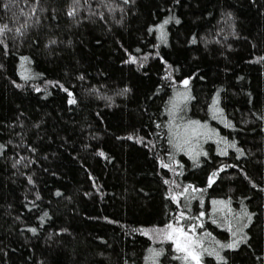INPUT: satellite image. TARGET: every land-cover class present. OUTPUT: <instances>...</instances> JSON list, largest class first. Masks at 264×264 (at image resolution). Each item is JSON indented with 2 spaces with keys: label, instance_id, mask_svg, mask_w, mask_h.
<instances>
[{
  "label": "trees",
  "instance_id": "1",
  "mask_svg": "<svg viewBox=\"0 0 264 264\" xmlns=\"http://www.w3.org/2000/svg\"><path fill=\"white\" fill-rule=\"evenodd\" d=\"M73 6L0 0V264H184L154 231L181 212L202 264H264V0Z\"/></svg>",
  "mask_w": 264,
  "mask_h": 264
},
{
  "label": "snow or ice",
  "instance_id": "2",
  "mask_svg": "<svg viewBox=\"0 0 264 264\" xmlns=\"http://www.w3.org/2000/svg\"><path fill=\"white\" fill-rule=\"evenodd\" d=\"M85 2H87V0H85ZM80 4V0H73V8L68 12L69 16H74L76 14V8L77 6H79ZM168 20L164 21V24H167ZM177 23H179V21H177ZM161 28V36L163 38V25L160 26ZM6 31H11V29L8 28L7 24L4 25H0V37L4 36ZM17 32H20V28L16 29ZM0 43H3V40H0ZM193 43H195V39H193ZM27 59V58H25ZM132 62H135V58H132ZM23 79L27 80L29 79V77L27 75H25L23 77ZM189 84L188 80H184L183 81V85L185 87V89H187ZM62 87V86H61ZM39 91V89H37ZM65 91H67V89H65ZM69 95L71 96V93H69ZM189 95L187 92L181 94L178 93L177 94V99L175 102H173L172 104V112L173 114L180 110V104L183 102H186L189 99ZM75 99H70L69 103H75ZM216 101L213 102V108H214V112L215 111H219L218 109L215 108L216 105ZM207 125H202L200 124L199 121H189L183 129V133L181 132H173L172 135V141H175L174 143V147H176L177 149H182L184 147V145L186 144H191L192 140L194 138H198L200 135L205 134L202 130L206 129ZM170 141V142H172ZM3 145H0V150L3 149ZM229 147H235V144H231L229 145ZM238 152H240L241 155H243L242 150L237 149ZM222 154H226V152H222ZM100 155H104V153H100ZM199 155V153L197 154ZM204 155H206V153H204ZM15 166V165H14ZM163 167H168L167 164L162 165ZM217 175L216 173H213V176L209 178V186L211 185V183H213V177ZM30 179V178H29ZM165 183H168V181H165ZM191 187V186H189ZM189 191V188H184L183 189V193H187ZM192 191H197V189H192ZM57 195H60V193H57ZM173 200H176L177 202H179V197L178 195H173L171 197ZM213 203H221L223 204L224 202H213ZM225 207H227V205H225ZM230 210V209H229ZM45 216H47V213L44 214ZM205 214L203 212L200 213L199 217H192L193 220H199L201 217H203ZM244 216H248L249 220L251 219L250 215L247 213V211L245 210L243 212ZM186 219L184 212H181L179 214V217L177 218V223L174 226L172 223H169L165 226V228L163 229H158V230H154L157 232L158 235H162L166 240L171 241L174 245H175V250L177 253H180L181 255H178L176 257H174L177 260H182L184 262V264H202V257L205 253H207L208 255H212L213 252H209L207 248L203 247V242L200 239H196L194 238V233H195V229L197 227H203L204 225L202 223L199 224H192L190 227L187 228V230L185 229V227L183 225L180 224V221ZM244 227H247V225H244ZM33 232H35V229H32ZM229 231H231V224H229ZM190 233H192L193 235H190ZM145 235H147V232H144ZM206 235H210V233H207ZM233 235H235V233H233ZM238 245V241H234L233 243H229V244H221L220 247L221 248H235ZM162 251L163 250H150V255L148 257V260L153 262V264H156V262L158 261L159 257L162 255ZM216 258L218 260H222L223 258L220 257L219 253H215Z\"/></svg>",
  "mask_w": 264,
  "mask_h": 264
},
{
  "label": "rangeland",
  "instance_id": "3",
  "mask_svg": "<svg viewBox=\"0 0 264 264\" xmlns=\"http://www.w3.org/2000/svg\"><path fill=\"white\" fill-rule=\"evenodd\" d=\"M204 135V134H203ZM197 139H200V138H197ZM204 137H202V141H203V143L202 144H204ZM196 142H191V144H186V145H184V147L182 148V150H185V151H192V150H195L196 148H197V146H196V144H195ZM175 226V225H174ZM155 236H156V238H161L162 240L161 241H166V239L162 236V235H158L157 234V232H155ZM190 235H191V233H190ZM167 241H169V240H167ZM175 246V245H174Z\"/></svg>",
  "mask_w": 264,
  "mask_h": 264
}]
</instances>
